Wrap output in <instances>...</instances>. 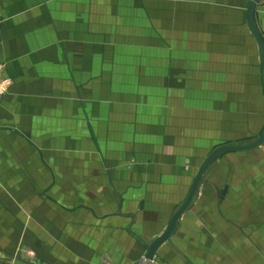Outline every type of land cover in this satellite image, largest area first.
I'll list each match as a JSON object with an SVG mask.
<instances>
[{
  "label": "crops",
  "instance_id": "obj_1",
  "mask_svg": "<svg viewBox=\"0 0 264 264\" xmlns=\"http://www.w3.org/2000/svg\"><path fill=\"white\" fill-rule=\"evenodd\" d=\"M251 1L0 0V264H142L204 157L264 131ZM225 153L149 264H264Z\"/></svg>",
  "mask_w": 264,
  "mask_h": 264
},
{
  "label": "rangeland",
  "instance_id": "obj_2",
  "mask_svg": "<svg viewBox=\"0 0 264 264\" xmlns=\"http://www.w3.org/2000/svg\"><path fill=\"white\" fill-rule=\"evenodd\" d=\"M258 134V132H255L254 130L251 131L248 128L246 135L239 136L238 134H232L231 138L225 140L224 142H226V144H243L256 139L259 136ZM226 155L233 166L231 169V178L233 181L232 191L235 190L234 193L246 192L251 194L264 195V143L253 150L243 152V155L241 156L243 160L239 157V154L233 152L225 153L224 156ZM221 161L222 160H220L219 162L221 163ZM222 167L223 166H221V173L225 172V169H222ZM244 177H246L247 183H245V181L243 180ZM222 187V185H219L217 191L213 193L220 194ZM262 200L263 201L259 204H262V206H264V199ZM222 209H224L225 212L229 213V217H232L231 220L234 219L233 215H235V213L239 211V207L233 208L232 203H228L226 200L222 202ZM258 215L264 217V208H261L259 210ZM223 219L229 220L227 217ZM217 220L218 221H216V225L226 224V222L222 219ZM22 256L30 259L32 258V253L29 250H23ZM102 264L113 263L104 261Z\"/></svg>",
  "mask_w": 264,
  "mask_h": 264
},
{
  "label": "water",
  "instance_id": "obj_3",
  "mask_svg": "<svg viewBox=\"0 0 264 264\" xmlns=\"http://www.w3.org/2000/svg\"><path fill=\"white\" fill-rule=\"evenodd\" d=\"M257 2L258 0L251 1L249 8H248L247 18H248V23L250 25L252 33L254 37L256 38L259 44V47L261 49L262 63H263V68H264V41L256 27L255 20H254V12H255V7H256ZM263 142H264V131L256 139L250 142H247V143L226 144V145L217 146L204 157V159L200 163L199 167L197 168L192 178V181L190 183L186 197L184 198L182 203L177 207V209L172 213L164 230L150 242L144 241L145 252L143 255L142 264H149L150 261L154 258L156 251L160 247V245L171 236L178 219L186 211V209L190 206L197 192L199 183L201 182L204 173L206 172L208 166L212 163V161L216 159L222 153L251 149V148H254L260 145Z\"/></svg>",
  "mask_w": 264,
  "mask_h": 264
},
{
  "label": "built area",
  "instance_id": "obj_4",
  "mask_svg": "<svg viewBox=\"0 0 264 264\" xmlns=\"http://www.w3.org/2000/svg\"><path fill=\"white\" fill-rule=\"evenodd\" d=\"M10 79L6 75L4 65L0 64V97L4 95L9 87Z\"/></svg>",
  "mask_w": 264,
  "mask_h": 264
}]
</instances>
